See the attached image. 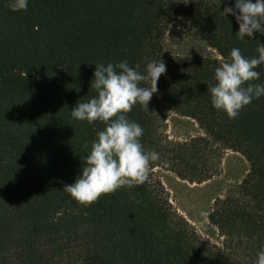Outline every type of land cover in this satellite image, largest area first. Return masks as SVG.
<instances>
[{
	"label": "trees",
	"instance_id": "1",
	"mask_svg": "<svg viewBox=\"0 0 264 264\" xmlns=\"http://www.w3.org/2000/svg\"><path fill=\"white\" fill-rule=\"evenodd\" d=\"M232 4L28 0L26 10L12 11L8 0H0V264H54L68 238L79 243L76 264H253L264 245V96L229 118L212 106L206 82L216 83L214 69L230 59L233 47L252 57L264 43L256 31L238 38L235 16L222 13ZM179 19L219 57L167 56L166 33ZM122 59L139 64L142 73L148 61L164 62L156 92L206 134L178 143L185 156L181 177L201 182L213 175L214 166L195 160L208 139L249 161L238 192L215 199L209 213L222 244L202 236L174 208L164 184L148 175L144 183L102 193L88 205L64 191L104 128L100 121L72 118L71 108L96 95L95 63ZM255 70L261 75L253 83H264V64ZM153 95L148 108L137 103L126 113L143 128L140 142L147 151L157 130Z\"/></svg>",
	"mask_w": 264,
	"mask_h": 264
},
{
	"label": "clouds",
	"instance_id": "2",
	"mask_svg": "<svg viewBox=\"0 0 264 264\" xmlns=\"http://www.w3.org/2000/svg\"><path fill=\"white\" fill-rule=\"evenodd\" d=\"M8 7L12 11L26 10L28 0H8ZM222 13L235 16L238 38L252 37L254 31L264 35V0H234ZM256 52L258 55L246 57L239 48L233 47L230 59H221L214 69L216 83L206 81L212 106L229 118H236L244 106L264 96V83H253L260 79L261 74L255 69L264 64V43L257 45ZM95 66L91 88L96 95L77 102L71 108V116L89 124L100 121L104 128L96 132V139L83 158L81 173L63 188L85 205L102 193L142 184L147 179L149 164L157 161L159 154L143 148L140 142L143 128L126 113L137 103L147 107L157 91L158 78L166 72L165 63L155 60L146 63L143 73L139 71V64L129 66L126 59L106 65L95 63ZM141 81H151V84L141 86ZM253 264H264V245L256 253Z\"/></svg>",
	"mask_w": 264,
	"mask_h": 264
},
{
	"label": "rangeland",
	"instance_id": "3",
	"mask_svg": "<svg viewBox=\"0 0 264 264\" xmlns=\"http://www.w3.org/2000/svg\"><path fill=\"white\" fill-rule=\"evenodd\" d=\"M165 53L167 56L219 57L218 52L181 19L172 24L166 33ZM153 101L157 130L149 151H156L159 159L149 167L148 176L164 184L174 208L185 216L202 236L222 244L224 236L210 223L209 213L215 199L238 192L241 181L250 169V163L241 152L218 146L208 139V147H205V151L202 148L201 155L195 157V160H199L203 168L214 166L213 175L201 182L181 177L177 170L181 168L185 156H180L178 143L197 136L207 138L206 134L194 118L171 109L158 92L154 93ZM217 160L220 161L218 168ZM81 258L78 241L68 238L60 244L53 262L76 264Z\"/></svg>",
	"mask_w": 264,
	"mask_h": 264
}]
</instances>
